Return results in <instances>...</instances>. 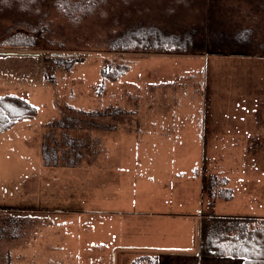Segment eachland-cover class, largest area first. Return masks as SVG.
<instances>
[{
    "label": "rangeland",
    "instance_id": "rangeland-1",
    "mask_svg": "<svg viewBox=\"0 0 264 264\" xmlns=\"http://www.w3.org/2000/svg\"><path fill=\"white\" fill-rule=\"evenodd\" d=\"M162 1L149 0V12L142 11L159 18ZM249 1L198 0L180 13L176 23L201 22L203 16L211 22L213 15L214 22L232 35L250 31L255 43L264 44V14L256 11L257 0ZM110 33L101 19L72 27L52 8L35 28L14 26L11 16L0 18V96L21 97L38 112L36 118L0 134V221L11 218L22 226L18 239L0 241V264H97L77 262L69 229L78 223L52 211L73 204L70 194L106 183L115 190V200L161 199L164 192L159 185L168 181L170 171L182 166L190 172L195 163L200 173L205 163L206 174L229 179L233 199L217 202L219 216L264 218V54L252 53L253 47L244 49L249 50L246 53L235 45L230 51L213 47L220 45L218 38L196 54L112 52L104 45ZM12 37L20 40L14 43ZM26 43L31 47L23 46ZM71 57L81 61L67 68V61L57 60ZM106 63L126 64L130 69L97 94L99 72ZM114 110L121 113L114 117L110 115ZM191 117L197 118V132L206 126L210 135L202 146L204 141L209 146L198 156L190 148L186 158H180L183 152L175 155L166 144L175 141L178 128L188 135ZM57 122L63 125L53 126ZM65 135L83 142L80 166L44 167V144L55 146L59 156L72 155L64 144ZM167 190L175 200L174 208L169 203L163 207L174 211L177 188ZM17 209L18 213L11 211ZM204 209L200 201L199 212ZM61 240L68 249L59 252L54 243ZM10 254L39 260L6 262ZM107 264L132 262L128 256L123 260L116 255L115 262Z\"/></svg>",
    "mask_w": 264,
    "mask_h": 264
},
{
    "label": "trees",
    "instance_id": "trees-1",
    "mask_svg": "<svg viewBox=\"0 0 264 264\" xmlns=\"http://www.w3.org/2000/svg\"><path fill=\"white\" fill-rule=\"evenodd\" d=\"M148 1L0 0V18L11 16L14 26L35 28L46 20L49 8H52L72 27H80L90 19H101L111 31L104 45L112 52L136 51L162 55L196 54L212 47L213 45L209 46L208 43L213 44L214 38H218L216 41L220 45L213 47L226 48L230 51V47L235 45L237 50L243 53L249 51L244 49L253 47L252 53L259 51V54H264V44L255 43L250 38V31L240 30L232 35L228 28L214 22L213 15L211 22H207L206 17L203 16L201 22L176 23L181 17L180 13L190 10L198 0L162 1L159 18L145 15L149 12L148 8L146 10ZM214 5L213 2L212 7ZM256 11L264 14V1L257 0ZM170 20L171 23H166ZM19 40L14 38V43ZM23 46L31 47V44L26 43ZM57 60L67 61L66 67L70 68L77 61H81V58L71 57ZM129 69L126 64L106 63L99 72L100 82L97 85V94L105 90L107 83H116L122 79ZM37 113V108L21 97L0 96V134L9 131L21 121L36 118ZM120 113L121 110H114L110 115L115 117ZM87 114L91 116L108 115L107 112H88ZM57 125L63 124L58 122L53 124V126ZM64 144L69 147L68 151L72 152V155L59 156L55 146L45 144L42 146L41 153L45 166H58L59 160L72 165L80 162L83 157L80 152L84 146L83 142L65 135ZM227 184L228 180L225 177L216 175L202 177V190L209 198L210 208L217 200L225 202L232 200L233 193ZM17 225L18 222L11 218L0 221V238L10 231H13V237H17L14 235L18 231ZM199 253L202 257L239 258L243 264H264V218L220 217L211 213L205 214L200 224ZM149 256L151 255L141 256L132 264H158L156 255L152 258Z\"/></svg>",
    "mask_w": 264,
    "mask_h": 264
},
{
    "label": "crops",
    "instance_id": "crops-1",
    "mask_svg": "<svg viewBox=\"0 0 264 264\" xmlns=\"http://www.w3.org/2000/svg\"><path fill=\"white\" fill-rule=\"evenodd\" d=\"M187 120L193 123L186 131L188 135L184 133L183 129V132H180L181 128H178L175 141L171 140L166 144L175 155L178 152H183L180 158H186L190 148H192L190 153L195 155L194 150L198 156L202 153V149L209 146L206 141L202 146V140L210 135L207 134L206 126L197 132V125H195L198 123L197 118L191 117ZM198 139H200L199 142ZM184 140L186 142H183ZM190 140H194L193 145ZM153 144L155 145V143ZM185 151L186 153H184ZM41 161L44 167L75 169L80 166L79 163L45 166L42 153ZM197 165L195 163L190 172L182 166L171 170L168 181L159 185L164 192L161 199H157L155 196L152 201L136 200L131 197L115 200L112 195H115L116 192L107 183L106 186L109 189L102 186L99 189L93 188L84 191V193L76 191L74 194H70L68 197L70 203L73 204H69V207H61V210L52 211V214L61 216V218L70 217L78 223V227L69 229L70 242L76 243V253L80 259L77 262L107 264V262H115L116 255H120L123 260L128 256V262H133L141 256L156 255L158 264H243L239 258L202 257L199 253L201 221L207 213L219 216L215 210L217 204L222 200H217L212 208L209 207V198L202 190V177L215 174L205 173V163H203V171L200 173L198 169L194 168ZM226 179L228 180L227 187L231 189L229 179ZM172 187L177 188L176 200L178 202L174 211H166L163 203H169L174 208L175 200L168 196L171 192L167 190ZM200 201L203 202V206L205 205L203 212H199ZM134 205H137V209L134 208ZM122 207H127L128 210L122 209ZM11 211L18 213L19 210ZM12 216H17V214H12ZM20 219L22 218L20 217ZM139 223L145 227L142 228ZM17 228L18 231L14 233L17 237H13V231H10L0 238V241L18 239L22 229L21 224H18ZM73 237L75 240L72 239ZM62 242L64 245L65 240L54 243L56 246L54 249L59 252L68 249L62 247ZM7 259L6 262H36L39 260L38 258L25 259L23 257L16 259L13 254H10Z\"/></svg>",
    "mask_w": 264,
    "mask_h": 264
}]
</instances>
